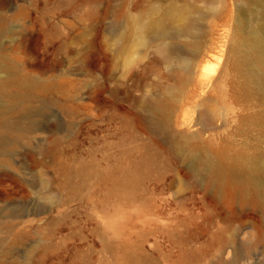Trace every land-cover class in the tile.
Returning a JSON list of instances; mask_svg holds the SVG:
<instances>
[{
	"label": "rangeland",
	"instance_id": "1",
	"mask_svg": "<svg viewBox=\"0 0 264 264\" xmlns=\"http://www.w3.org/2000/svg\"><path fill=\"white\" fill-rule=\"evenodd\" d=\"M170 4L205 13L207 51L188 73L139 48L128 20ZM241 4L0 0V264H264V201L199 164L224 145L264 152V127L241 119L264 103L233 70L232 111L213 102L212 128L199 119L232 69Z\"/></svg>",
	"mask_w": 264,
	"mask_h": 264
},
{
	"label": "bare ground",
	"instance_id": "2",
	"mask_svg": "<svg viewBox=\"0 0 264 264\" xmlns=\"http://www.w3.org/2000/svg\"><path fill=\"white\" fill-rule=\"evenodd\" d=\"M241 3L237 8L241 14L234 17L235 29L229 46L232 69L223 68L219 71L212 81L213 99L201 104L204 111L200 113L199 119L204 122L206 129L212 128L207 110L213 102L232 111V94L227 93V86H230L232 92V70L239 78L241 89L258 95L259 102L264 103V9L254 7L251 0H241ZM209 8L208 11H213L214 7ZM251 11L254 13L249 14ZM204 17L205 13L199 5L177 8L170 4L158 17L146 20L141 14H137L130 16L128 20L139 48H144L151 42L156 43L155 48L160 56L173 59L178 64L177 71L188 73L207 51V46L200 40L202 35L199 20ZM241 30L244 34H240ZM179 38L185 40L186 51L176 46ZM160 112L163 113L161 106L151 110V118L154 119ZM241 119L247 124L264 127L263 114ZM160 125H163V121ZM211 143L209 141L210 147ZM6 145L7 140L0 132V149ZM222 147L208 151L200 160L199 164L205 175L218 185L231 183L234 194L246 197L250 189L256 200L264 201V152H248L244 149L232 151L227 145Z\"/></svg>",
	"mask_w": 264,
	"mask_h": 264
}]
</instances>
